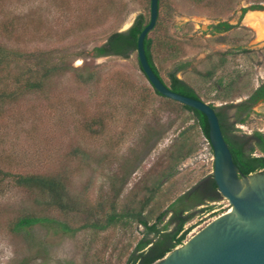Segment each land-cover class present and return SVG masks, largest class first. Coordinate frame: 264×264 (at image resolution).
Here are the masks:
<instances>
[{
  "label": "rangeland",
  "instance_id": "rangeland-1",
  "mask_svg": "<svg viewBox=\"0 0 264 264\" xmlns=\"http://www.w3.org/2000/svg\"><path fill=\"white\" fill-rule=\"evenodd\" d=\"M253 5L261 7L249 9ZM140 13L149 18L150 0H0V46L24 54L0 66V170L10 174H0V264H124L142 226L100 230L93 224L103 223L112 204L117 210L137 206L174 165L171 152L185 129L195 150L163 179L148 206L151 216L212 172L210 147L196 122L178 103L153 92L134 51L127 57L90 56L93 46ZM159 14L149 36L165 82L185 63L177 77L204 102L223 108L245 100L264 81V38L256 28L264 25V0H160ZM220 21L231 28L211 32L209 26ZM37 57L56 68L39 88L16 86L29 67L36 72ZM225 110L237 135H264V101L253 104L242 123L234 121L235 107ZM259 154L254 148L253 155ZM28 172L59 177L66 209L15 182L13 174ZM229 208L221 194L192 204L185 238ZM24 215L69 229L44 222L13 230Z\"/></svg>",
  "mask_w": 264,
  "mask_h": 264
},
{
  "label": "trees",
  "instance_id": "trees-1",
  "mask_svg": "<svg viewBox=\"0 0 264 264\" xmlns=\"http://www.w3.org/2000/svg\"><path fill=\"white\" fill-rule=\"evenodd\" d=\"M259 5H253L249 9H257L260 8ZM246 9L243 8L244 12ZM160 0H158V13L156 22L153 28L150 30H154L160 16ZM138 18L142 28L147 24L149 18H146L143 14H138L134 19ZM210 31L213 33H220L226 31L231 28V24L225 21H220L214 24H211ZM128 28L122 31H113L106 37L105 41L100 45L93 46L90 50V56L94 58L105 57L106 55L97 51L98 48L111 41ZM149 32H147L144 43L146 46L147 54L149 57V61L151 64V68L154 73L171 89L175 92L189 96L196 99H201L199 94L190 86L185 80L178 78L176 73L185 68L186 64L181 63L178 64L174 70L169 72L168 83L163 80L157 67L155 66L152 59V48L154 45L153 38L149 36ZM134 51V43L129 44H118L111 55L127 57L130 52ZM24 54H21L16 51L7 50L4 47L0 46V66H6L9 61L13 58L21 59ZM46 60H41L37 57V62L33 63L36 66V72L31 70L32 67H29L27 72L28 77L16 78L14 83L16 86H19L21 89H36L40 87L41 79L47 76L48 73L52 72L56 67L49 65ZM30 70V71H29ZM34 70V69H33ZM212 72H207L206 75L210 76ZM1 79V78H0ZM87 79V78H86ZM83 79V80H86ZM151 87V86H150ZM152 88V87H151ZM153 90V88H152ZM17 91V90H15ZM14 92V90H13ZM18 92V91H17ZM153 92L159 97L165 98L168 101H172L178 103L180 107L187 112L190 113L191 118L196 122L201 134L205 137L202 130V119L200 113L195 109L164 97L162 95L157 94L154 90ZM12 93V92H11ZM10 94V92H9ZM5 95V91H0V99H2ZM8 97V94H6ZM202 100V99H201ZM264 101V81H262L246 98L245 100L236 103V104H228L223 108L214 106L213 104H209L217 113L221 114L228 121V113L226 112V108L235 107L234 113V121L235 122H243L245 117L248 114L250 107L256 103L257 101ZM234 134L235 138L245 139L246 136H239L235 133L236 129L233 126V122H229ZM183 130L179 132L178 142L174 145V150L171 152V159L174 161V165L169 166L166 172H162L160 176L156 178L147 188L146 196L143 199L139 200L137 206H128L122 210H117L115 205H110L108 211L105 212L103 223L101 224H93L94 227L99 228L100 230H105L110 226H115L118 224H122L123 226L128 225L131 222H135L136 224L142 226V236L138 239L136 244L134 245L131 252L128 254L124 264H154V262L160 258H162L167 252L171 251L175 248L182 240L185 239L188 228H184L185 223H187L188 219L191 217V213H188L191 205L201 204L203 200H216L219 196V192L217 190L216 184L212 178L211 173L208 174L205 178L207 180V187H205V192H201L199 189H195L202 181H200L197 185L193 186L191 189L177 195L174 199L170 200L167 206H165L158 214L155 216H151V210L148 208L150 202L153 200L155 194L160 191L162 184L165 182V178H170L174 172H176V167L180 161L190 156L194 152V145L192 142H189L188 137L184 136ZM244 137V138H243ZM249 137V136H248ZM253 142L249 148L248 154V162H250L253 166L264 169V135L261 132L254 131L253 132ZM254 148L259 150V155H253ZM211 152V149H210ZM1 175H10L6 171L0 170ZM15 182L18 185L35 188L42 193L47 194L48 202L50 204H54L59 208L66 209V200L65 197L67 195V191L63 181L57 176L44 175L39 173H24V174H13ZM122 188V186H120ZM121 188H117L115 192V196H118ZM209 192V193H208ZM192 202V203H191ZM210 207V206H209ZM206 205L204 211L209 209ZM212 210V209H211ZM203 211V210H202ZM168 216V219L165 221V217ZM44 222H54L57 227L61 230H68L69 227L59 221H55L52 219H48L46 217H39L33 215H24L13 223V230L21 231L26 229V227H30L37 223Z\"/></svg>",
  "mask_w": 264,
  "mask_h": 264
},
{
  "label": "water",
  "instance_id": "water-1",
  "mask_svg": "<svg viewBox=\"0 0 264 264\" xmlns=\"http://www.w3.org/2000/svg\"><path fill=\"white\" fill-rule=\"evenodd\" d=\"M157 13L158 0H150V16L144 28L138 18L133 19L126 27L129 29L97 51L110 57L118 44L134 43L136 62L153 90L200 113L202 130L211 149V175L230 208L154 264H264V169L248 162L251 140L235 138L228 121L208 103L175 92L154 73L144 40Z\"/></svg>",
  "mask_w": 264,
  "mask_h": 264
},
{
  "label": "flooded vegetation",
  "instance_id": "flooded-vegetation-1",
  "mask_svg": "<svg viewBox=\"0 0 264 264\" xmlns=\"http://www.w3.org/2000/svg\"><path fill=\"white\" fill-rule=\"evenodd\" d=\"M259 101H262V100H259ZM249 139L253 142V140H254L253 132L249 135ZM207 185H208L207 180H203L197 187H195V189H199L201 192H205V187H207Z\"/></svg>",
  "mask_w": 264,
  "mask_h": 264
},
{
  "label": "bare ground",
  "instance_id": "bare-ground-1",
  "mask_svg": "<svg viewBox=\"0 0 264 264\" xmlns=\"http://www.w3.org/2000/svg\"><path fill=\"white\" fill-rule=\"evenodd\" d=\"M256 28H257L259 37L264 38V25H262L261 23H257Z\"/></svg>",
  "mask_w": 264,
  "mask_h": 264
},
{
  "label": "built area",
  "instance_id": "built-area-1",
  "mask_svg": "<svg viewBox=\"0 0 264 264\" xmlns=\"http://www.w3.org/2000/svg\"><path fill=\"white\" fill-rule=\"evenodd\" d=\"M207 141V140H206ZM207 144H208V142H207Z\"/></svg>",
  "mask_w": 264,
  "mask_h": 264
}]
</instances>
